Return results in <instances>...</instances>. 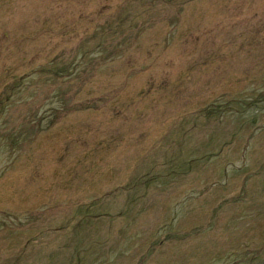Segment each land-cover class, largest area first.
<instances>
[{"label":"rangeland","instance_id":"rangeland-1","mask_svg":"<svg viewBox=\"0 0 264 264\" xmlns=\"http://www.w3.org/2000/svg\"><path fill=\"white\" fill-rule=\"evenodd\" d=\"M0 264H264V0H0Z\"/></svg>","mask_w":264,"mask_h":264}]
</instances>
